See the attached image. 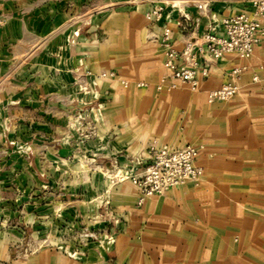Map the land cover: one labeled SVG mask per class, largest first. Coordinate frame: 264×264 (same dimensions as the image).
<instances>
[{
    "label": "rangeland",
    "instance_id": "374dc122",
    "mask_svg": "<svg viewBox=\"0 0 264 264\" xmlns=\"http://www.w3.org/2000/svg\"><path fill=\"white\" fill-rule=\"evenodd\" d=\"M147 1L0 0V62L6 63L0 75V264H89L90 255L113 245L123 222L111 204L113 190L132 183L129 172L143 165L150 148L174 139L175 146L194 144L201 152L209 142L236 140L243 151L244 139L258 138L242 89L208 102L141 85L124 88L117 80L120 74L134 79L127 72L135 71L124 60L131 43L115 44L109 36L110 17ZM61 34L71 56L69 107L19 108L20 92L31 94L32 103V89L53 79L34 74L47 73L42 58L61 54ZM95 64L98 73L91 70ZM257 73L263 77L264 68ZM110 112L122 115L109 122ZM131 132L138 137L131 139ZM103 147L112 153L99 152Z\"/></svg>",
    "mask_w": 264,
    "mask_h": 264
},
{
    "label": "crops",
    "instance_id": "0c3cea01",
    "mask_svg": "<svg viewBox=\"0 0 264 264\" xmlns=\"http://www.w3.org/2000/svg\"><path fill=\"white\" fill-rule=\"evenodd\" d=\"M192 1H165L168 18H164L161 23L170 27L177 49L183 47L186 39L199 38L204 28L205 17L200 15ZM154 3L151 0L137 4L131 7L132 12L116 11L110 17L109 36L115 44L118 41L131 43L126 49L129 52H126L124 60L135 71L127 72L134 79L120 74L117 80L120 83L122 80L127 82L124 88L138 87L136 83L143 82L144 85L140 87L163 93L175 91V95L184 94L190 88L181 82H177L170 91L155 87L166 74V69L163 67L164 52L161 45L148 35L151 30L148 19V25L145 24L144 14ZM212 7L219 14L246 10L238 0H220ZM180 11L188 12L191 16V31L181 32L176 26ZM99 30V27L92 28L90 35L96 37ZM60 38L61 54L48 56L46 60L42 58L49 64V69L45 75L34 74L38 80H54L50 79L48 83L38 84L37 89H32V103L26 96L31 94L20 92L17 100L19 108L43 104L56 110L69 107L73 91L70 87L71 56L66 37L61 34ZM254 49L248 58L227 53L222 60L212 65L209 77L195 90L199 91L197 94L179 96L181 99H206L207 90L218 87L227 71L245 66L238 83L244 91L243 98L249 101V116L258 127V138L252 139L249 144L244 139L243 151L235 147L236 140L229 141L228 146L209 142L206 149L199 153L198 164L202 166L204 174L198 185L173 187L160 195L145 198L139 205L136 203L138 191L135 186L128 180L122 181L113 190L111 204L123 216V222L115 233L113 245L106 251L90 255L92 261L89 264H264V82L252 80V75L264 68V41ZM104 50L106 53L107 50ZM94 54L96 58L100 56L99 53ZM83 56L79 55V61L83 60ZM5 68L6 63L0 62V75ZM83 68L80 66L76 70L82 74ZM97 68L95 64L91 70L98 73ZM116 83L118 85L119 82ZM121 115L110 112L107 121L116 122ZM137 117L138 114L131 116L134 119ZM135 137L138 134L131 132L130 138ZM173 142L174 139L164 144L172 147L175 146ZM248 147L258 149L251 152L247 150ZM115 148L119 147L116 145ZM225 148H232V154L229 151L224 153ZM209 150L212 154L208 153ZM103 151L106 155L112 153L106 147L99 152ZM60 264L80 263L71 260Z\"/></svg>",
    "mask_w": 264,
    "mask_h": 264
},
{
    "label": "built area",
    "instance_id": "2783aa9c",
    "mask_svg": "<svg viewBox=\"0 0 264 264\" xmlns=\"http://www.w3.org/2000/svg\"><path fill=\"white\" fill-rule=\"evenodd\" d=\"M217 1L220 0L192 1L200 15L205 17L204 28L199 38L186 39L181 49L175 48L170 27L161 23L168 18L166 3L155 2L145 13L151 24L148 35L161 45L164 52L166 74L155 85L158 90L170 91L177 82L197 90L209 77L212 65L222 60L224 55L234 53L248 58L256 45L264 41V0H238L246 10L229 14L213 10L212 5ZM175 23L181 32L193 28L192 18L185 11L179 12ZM245 69V66H239L227 71L218 87L207 90V101H223L238 94L241 88L238 80ZM108 75L113 76L114 73ZM252 80L264 82V76L255 73ZM122 83L127 84L126 81ZM136 85L143 86L144 83L137 82ZM199 152L200 147L194 144L150 148L143 165H137L129 172L138 191L137 205L142 204L145 198L160 195L173 187L198 185L204 174L198 164Z\"/></svg>",
    "mask_w": 264,
    "mask_h": 264
}]
</instances>
